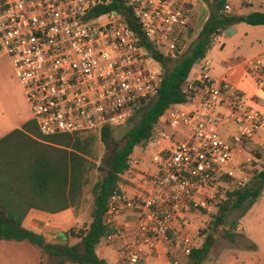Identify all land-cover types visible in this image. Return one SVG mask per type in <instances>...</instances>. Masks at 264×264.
I'll use <instances>...</instances> for the list:
<instances>
[{
	"label": "built area",
	"instance_id": "2783aa9c",
	"mask_svg": "<svg viewBox=\"0 0 264 264\" xmlns=\"http://www.w3.org/2000/svg\"><path fill=\"white\" fill-rule=\"evenodd\" d=\"M129 9L141 35L172 60L182 54L177 42L194 15L193 0H116ZM112 0H0V51L30 106L44 137L115 128L127 123L158 93L161 67L140 46ZM228 3L222 12L229 14ZM245 77L264 92V50L242 63ZM186 103L165 111V122L183 132L168 148L152 133L146 147L154 173L131 197L114 194L105 223L127 213L134 217L131 240L121 264L152 257L171 236L188 257L194 248L177 226L190 209L212 214L227 192L243 187L236 157L264 128V99L249 98L224 79L203 75L187 84ZM227 129L231 130L226 136ZM249 161V159H247ZM246 162V161H245ZM130 157L128 165H132ZM53 234V239H57ZM112 239V235L106 237ZM168 264H178L169 257Z\"/></svg>",
	"mask_w": 264,
	"mask_h": 264
},
{
	"label": "trees",
	"instance_id": "16d2710c",
	"mask_svg": "<svg viewBox=\"0 0 264 264\" xmlns=\"http://www.w3.org/2000/svg\"><path fill=\"white\" fill-rule=\"evenodd\" d=\"M228 1L217 0L214 8L210 7L208 17L195 39H192V27L187 25L178 39L177 47L182 49L188 40L190 43L175 60L167 57L141 35L130 10L121 8L116 0L94 12L93 16L112 9L122 12L147 56L161 67L162 79L158 93L129 119L136 122L124 133L121 142L111 137L112 129L109 128L44 137L39 134L33 120L0 138V240L30 243L41 251L42 264H45V258L48 261L55 259L52 264H107L96 254V247L102 239L113 233V229L105 223L108 202L114 194H121V177L130 170L128 160L134 149L147 142L168 108L188 101L190 94L185 91V86L189 73L196 62L205 57L217 36L241 22L264 26V12L247 15L223 13ZM97 141L105 149L98 164ZM246 150L250 154L255 153L256 159H262L259 152ZM93 172L97 173V179L89 188L92 198L90 222L79 229L75 225L64 233L65 243H49L42 235L22 226L30 210L56 214L72 209L77 215L76 211ZM263 191L264 164L253 172L248 184L226 193L215 210V220L210 228L224 223L228 208L244 209V206L252 205ZM231 236L228 234L226 238ZM71 240L74 243L71 244ZM212 244L213 236L207 235L200 247L191 250L186 264H202Z\"/></svg>",
	"mask_w": 264,
	"mask_h": 264
},
{
	"label": "rangeland",
	"instance_id": "374dc122",
	"mask_svg": "<svg viewBox=\"0 0 264 264\" xmlns=\"http://www.w3.org/2000/svg\"><path fill=\"white\" fill-rule=\"evenodd\" d=\"M239 1L229 0L227 2L231 9L229 14H233L237 8L241 9V13L245 15L252 12H264V0H252V5L247 0ZM193 2L195 4L193 8L194 15L189 26L193 29L192 39H195L196 33L209 14L210 7L214 8L217 0H207L206 3L203 0H193ZM249 4L250 7H248ZM260 4L263 6H259ZM189 43L188 40L182 47V51L188 47ZM262 47H264V26L237 23L218 36L201 62L194 65L188 79L192 80L207 75L214 79H224L234 86L245 79L242 89L249 96L252 90L256 88L249 79L245 78L241 64ZM0 55H4L3 57L0 56V116H13L12 112H17L14 106L15 99L19 94L22 97L20 103L22 106L19 110L26 113L30 120H33L30 106L13 74L8 57L2 51H0ZM206 64L208 71L204 72L203 67ZM151 66L157 67V63H151ZM260 96L262 95H255V97ZM251 97L253 95L249 96V98ZM135 122L136 120L127 121L122 126L112 128L111 137L116 142H121L124 133ZM176 130L180 131V129ZM245 147L262 155V159L259 160L255 158V153H249L248 155L245 153L240 161V163L244 162L245 164L236 168V175L244 178L246 185L250 182L253 172L259 170L264 164V129L261 132L259 131ZM95 148L98 164L105 154V149L99 141L96 142ZM96 179L97 173H91L90 184L85 189L82 202L76 211L77 217L73 219L69 214H61L54 223H51L52 228H54L52 230L66 233L76 224H78L75 226L77 229L89 224L92 204L89 188ZM146 180L148 181V177L143 178V181ZM244 209L229 210L228 208L224 223L221 226H213L212 228H210V225L215 220L214 214L216 211L212 214H206L202 211L190 209L182 215L177 226L181 232L190 237L194 248L200 247L207 235L213 236V244L202 264H264V191L252 205L244 206ZM228 234L232 236L226 238ZM70 243L72 244L74 241L71 240ZM163 246L165 256L163 257L161 254V257L155 259L153 257L157 255L153 254L148 264H168L166 261L169 257L177 260L178 264H186L187 257L179 252L178 240L175 236H171L169 242L164 243ZM44 261L45 264H52L55 259L48 261L45 258Z\"/></svg>",
	"mask_w": 264,
	"mask_h": 264
},
{
	"label": "crops",
	"instance_id": "0c3cea01",
	"mask_svg": "<svg viewBox=\"0 0 264 264\" xmlns=\"http://www.w3.org/2000/svg\"><path fill=\"white\" fill-rule=\"evenodd\" d=\"M240 1H245V0H240ZM247 1H249L250 4L252 5V0H247ZM250 4L248 7L251 6ZM263 5L260 4L259 6H263ZM233 14L245 15L242 14L241 9L238 8L233 12ZM217 38L218 36L215 38V40ZM263 50L264 47L258 50L255 54H258ZM0 56L3 57L4 55H0ZM203 71L204 72L208 71L207 64L206 66L203 67ZM202 77L194 78L192 80L187 79L186 85L187 84L194 85L193 82L198 83ZM211 79L217 81L221 80L216 78L215 79L211 78ZM244 83H245V79L244 81H240L239 83H237L236 86H234L233 84L232 86L244 92L248 96V94L242 89ZM257 94H261L262 96H264V92H260L257 89L252 90L249 96L257 95ZM262 96L260 97L264 99V97ZM21 100L22 97L21 95L19 96L18 94L17 98L15 99V106H14L17 112L13 111L12 112L13 116H6V117L0 116V138L7 135L13 130L21 129L24 124L31 121L26 113L19 110V108L22 106L20 105ZM154 133L165 134L171 137V141L169 140L159 141L161 148H168L171 145L172 141L180 140L184 138L183 132L181 130L179 131L173 129L165 122L164 115L159 119L158 123L156 124L154 128ZM230 133H231L230 129H227L225 132L226 136L230 135ZM146 144L147 143L143 144L142 146H137L134 149L131 155L133 163L132 165H130V170L121 177L122 182L120 184V190H121V194L124 195L125 197H131L136 192L142 191L146 186L145 185L146 181H143V178L145 179L146 177L149 178V176L153 174L155 171L154 165L151 161V156L154 152L157 151L158 146L150 145L146 147ZM243 152L244 153H241L236 157L235 159L236 163L242 160V157L245 153H247V155L249 154L246 150V147H244ZM61 214H69L73 219L77 217V215L74 214V211L72 209H67L56 214H48L46 212L30 210L23 219L22 226L27 230L42 235L45 238V240L49 243H54V244L65 243L64 233L60 232L59 230H52L54 228H52L51 226V223H54V221H56V218ZM133 221H134V217L130 216L127 213H123L119 216L112 217L110 224V227L113 229V233L111 234L112 239L107 240L106 238H104L99 242V244L96 247V254L100 258L104 259L107 262V264H121L125 256L124 249L131 240L130 229L125 228L124 225L126 223L132 224ZM54 233L57 234L58 236L57 239H53ZM163 247L164 246L158 248L157 252L155 253V255L157 256L153 258L158 259L159 257H161V254L163 257L165 256V251H164L165 249ZM42 258L43 257L41 251L37 247L31 245L26 241L0 240V264H42ZM149 259L150 258L143 260L139 264H148Z\"/></svg>",
	"mask_w": 264,
	"mask_h": 264
},
{
	"label": "water",
	"instance_id": "95a60500",
	"mask_svg": "<svg viewBox=\"0 0 264 264\" xmlns=\"http://www.w3.org/2000/svg\"><path fill=\"white\" fill-rule=\"evenodd\" d=\"M198 63H199V61L196 62V64H198Z\"/></svg>",
	"mask_w": 264,
	"mask_h": 264
}]
</instances>
